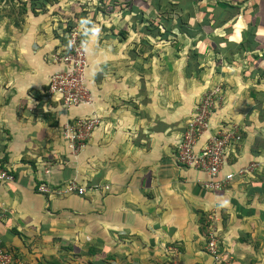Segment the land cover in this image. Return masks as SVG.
<instances>
[{
  "label": "crops",
  "instance_id": "obj_1",
  "mask_svg": "<svg viewBox=\"0 0 264 264\" xmlns=\"http://www.w3.org/2000/svg\"><path fill=\"white\" fill-rule=\"evenodd\" d=\"M60 2L0 26V170L13 175L0 182L2 246L24 264H264V75L248 61L228 69L217 40L186 37L173 50L156 37L138 43V31L119 40L95 19L74 21L84 29L90 103L63 110L44 98L59 68L50 54L67 42L69 6ZM217 83L223 99L196 146L222 122L238 123L242 138L218 173L233 177L211 189L205 171L177 163L175 148L201 94ZM91 113L100 125L71 150L63 125ZM69 180L84 193L35 188ZM210 211L219 216V262L204 248Z\"/></svg>",
  "mask_w": 264,
  "mask_h": 264
},
{
  "label": "rangeland",
  "instance_id": "obj_2",
  "mask_svg": "<svg viewBox=\"0 0 264 264\" xmlns=\"http://www.w3.org/2000/svg\"><path fill=\"white\" fill-rule=\"evenodd\" d=\"M22 2L24 0H0V26L23 22L25 12L18 18L13 16V8ZM58 2L61 5L55 6L59 8L69 6L68 15L63 19L65 29L70 22L73 26L69 30L79 27L78 23L89 25V21L95 19L101 29L107 27L119 40L138 31L143 35L138 43L156 37L173 50L182 47L186 37H196L201 42L217 40L222 44L217 49L219 58L228 69L239 68L237 63L248 61L252 64L251 71L264 75L260 66L264 65V0H58L55 4ZM99 14L103 17L98 21ZM69 30L65 31L66 36ZM82 31L84 29H81L83 34Z\"/></svg>",
  "mask_w": 264,
  "mask_h": 264
},
{
  "label": "built area",
  "instance_id": "obj_3",
  "mask_svg": "<svg viewBox=\"0 0 264 264\" xmlns=\"http://www.w3.org/2000/svg\"><path fill=\"white\" fill-rule=\"evenodd\" d=\"M67 42L61 48L50 54L51 60L59 68L54 70L48 79L45 90V99L56 101L65 110L70 107L90 103L89 90L86 84L87 55L81 29L73 27L67 33ZM223 99L221 86L215 85L204 91L193 113L188 119L181 136L176 144L175 159L178 164L198 168L207 173L208 179L204 181L207 188H219L230 180L234 173L228 172L222 180L218 178L222 165L226 162L230 146L238 143L242 138L241 128L236 122L219 123L209 134V137L200 147L196 146L199 136L209 130V117L212 110ZM101 123L98 114L91 113L87 116H78L68 120L62 128V136L71 150L83 148L90 134ZM254 163L240 168L237 173L251 169ZM47 172V170H45ZM13 175L5 170H0V182L12 180ZM36 190L42 193H84V186L69 180L63 186L49 187L45 183L36 184ZM219 216L215 211L206 213L203 221L205 235V251L215 262L221 260L219 229L217 220ZM171 254L177 255L179 250L169 247ZM0 264H24L20 257L6 250L0 238ZM158 264H177L175 261Z\"/></svg>",
  "mask_w": 264,
  "mask_h": 264
},
{
  "label": "trees",
  "instance_id": "obj_4",
  "mask_svg": "<svg viewBox=\"0 0 264 264\" xmlns=\"http://www.w3.org/2000/svg\"><path fill=\"white\" fill-rule=\"evenodd\" d=\"M58 0H24L18 7L19 13L26 12L27 10H31L33 13L38 9H42L47 5H53L57 3ZM14 3V2H13ZM68 29H65L67 32L72 26L73 23L68 24ZM47 264H65L64 262H60L57 259L49 260Z\"/></svg>",
  "mask_w": 264,
  "mask_h": 264
}]
</instances>
